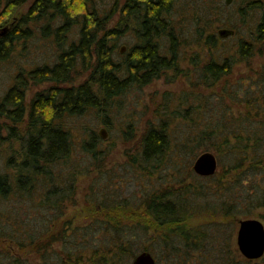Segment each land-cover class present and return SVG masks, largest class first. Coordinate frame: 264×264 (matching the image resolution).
Masks as SVG:
<instances>
[{"label": "trees", "instance_id": "1", "mask_svg": "<svg viewBox=\"0 0 264 264\" xmlns=\"http://www.w3.org/2000/svg\"><path fill=\"white\" fill-rule=\"evenodd\" d=\"M240 1L237 14L243 22L252 18L249 40L226 45L219 32L210 31L225 23L228 4L222 0H0V26L14 22L0 36V66L19 46L24 56L36 30L55 48L52 62L21 69L0 100V264H41L35 258H48L45 264H130L134 240L151 233L164 251L160 262L264 264V256L248 259L238 245L232 247V231L218 223L239 214L264 221V64L254 66L264 54V0ZM26 3L29 9L14 19ZM231 30L229 38L238 33ZM128 35L135 43L123 55L120 44ZM186 49L197 50L189 59L195 71L182 66ZM202 54L208 56L203 61ZM241 68L243 75L231 81ZM171 72L183 73L196 89L169 96L164 113L147 121L133 165L145 182L162 164L178 173L131 206L99 203V195L89 193L90 226L63 222L65 204L76 202L84 171L78 154L89 156L96 169L105 161L102 137L86 126H68L66 118L78 120L91 110L111 117L114 98ZM84 73L86 79L74 85ZM30 82L50 86L30 101L25 120ZM221 83L219 94L215 87ZM201 87L211 94L203 96ZM234 88L240 92L237 109L225 97ZM124 129L125 137L131 135V124ZM10 138L20 140L21 151L8 157L3 143ZM200 151H213L221 172L185 184V170ZM12 199L27 208L20 210ZM54 245L63 247L55 257ZM25 248L30 256L24 258Z\"/></svg>", "mask_w": 264, "mask_h": 264}, {"label": "rangeland", "instance_id": "2", "mask_svg": "<svg viewBox=\"0 0 264 264\" xmlns=\"http://www.w3.org/2000/svg\"><path fill=\"white\" fill-rule=\"evenodd\" d=\"M224 2H226V0H222L221 3ZM29 6V3L23 5L22 8L16 12L14 19H17L21 14L26 13V11L29 9ZM239 6H242L241 1L233 0L231 4H228L227 10H225L223 14V20L225 23L221 24L218 22L219 25H216L212 29H210V31L214 29V31H216L218 34L219 30L222 29L231 30L233 28H237L238 33L235 36L233 35V38H229L228 36L222 38V40H225V42L223 43L226 45L235 42L238 38H249L248 33L252 29L251 27L253 25L252 21L250 20L252 18L250 17V19H246L243 22V19H241L242 17L237 14ZM8 23L9 25L0 26V29H9L10 25H12L14 22L11 23V20H9ZM40 38L41 34L40 32H38V30H36V34L33 35V38H31V40L27 42L28 48L26 52L24 51L25 55L23 56L20 54V52L23 51L20 48H22L23 46H19V50L15 54H11L8 61H5L0 66V100L5 95V93L14 85L15 80L18 79V74L20 73L21 69L29 70L32 69L34 65L44 63L45 61L52 62V59L55 55V48L50 47V44L48 45L44 40ZM133 43H135V39L133 40L130 35L126 36L123 42L120 44V46L122 47L120 50V52H122L121 54L124 55L128 53L129 48L131 47V45H133ZM46 44L48 45V47ZM45 48L48 51H45ZM196 52L197 50L195 49L185 50L187 56L186 61L184 63L183 59L181 61V63H183L182 66L184 69L187 70L188 68H190V70L195 71L189 59H191V57H194L193 54H195ZM45 56H47V59H45ZM207 57L208 56L206 54H202L201 61L205 60ZM263 64L264 54L257 55L254 61V66L256 68H260L261 66H263ZM242 65L245 66V64ZM245 70V68H241L240 70L235 71L233 76H231V81H234L238 77H240V75H243ZM194 75L195 72L192 73V76ZM86 76L87 73H84L83 76L76 80L74 85L81 84L86 79ZM22 77L24 79V76ZM222 84L223 83L215 87V90H217L219 94L223 93ZM49 86L50 85L48 84L37 85L33 82H30L29 89L27 90V93L25 95V102L27 104V113L25 120H27L28 118L30 101L38 92L47 89ZM195 89L196 88L191 86L187 77H185L183 73L180 76H176L174 72H171L169 73V76L155 80L151 84L141 89L133 88L125 94L114 98L110 102L111 117H106L107 115L103 117V113L93 110L87 112L88 114H85L83 117L77 118L78 120H74L71 117H67L65 123H67L68 126L77 128H79V125L86 126L89 128V130L87 129L86 132H90V130L93 129L100 136L101 130L103 128L106 130V138L104 139L101 136L103 140V149L105 150V153H102L101 157H104L105 161L103 162L104 164L102 163L101 169H96L95 166L92 167L89 164V156L87 159V157H85V153L78 154L79 159L77 160V166L80 167L79 171H81L82 167L84 171H82L78 177L79 191L76 193V202L74 204H72L70 201L66 202L65 205L67 207V210L65 213H63L64 219L62 221L69 222V224L71 223L73 226H80L82 229H86L90 226L89 224H91V222L88 221V215L90 213L87 212V202L85 203V198L89 193H96L97 195H99V203L104 202L106 203V205H110L112 203L129 202L128 205L131 206L132 203H136L138 199L142 197L144 191L150 190L151 192H157L160 188L163 189L162 186H165L166 182L170 180L168 179L169 177H171L174 173H178L177 170H174L173 167L170 165L163 166L162 164V167L160 166L159 168H156V170L153 169V171L155 172L153 179L150 181L147 180L145 182L140 178L139 170H141V168L133 165V156L136 155L137 148H139L140 146L141 134L145 129L147 121L155 120L157 119L156 116L159 117V115L164 113V110L167 106V98L169 96H175L176 98H179L184 94L193 92ZM200 89V93H203V96H209L212 92L211 89H207L204 87H201ZM237 92L240 93L238 90H236V88H234L230 91L229 94L225 95V97L228 98L227 103H234L233 105L235 106V108L237 103ZM173 100L176 99L173 98ZM105 117L109 120V125L107 126L103 124V119ZM75 121L77 125H74ZM6 124L13 125V123H11L10 121H8ZM129 124H131L133 129L131 130V135L129 134L125 137L124 128H126ZM22 125L25 126L26 122H24ZM15 126L17 127V130L20 131L19 133L23 132L22 126ZM7 134L8 133L6 131L3 132L4 137L7 136V138H9ZM3 146L5 152L9 153L8 157L11 155V153L16 154L20 153L21 151L20 140L16 141L13 140V138L6 139V143H3ZM76 150L78 151L79 149L74 147L73 154H75ZM211 153L214 154L213 151H211ZM201 154H203V152L200 151L199 154L193 159L190 169L187 172L183 167V169L185 170V174L188 173V176L185 180V184L190 183L191 181H197L196 179L199 174L195 172L193 166L196 159ZM214 155L216 156L218 161V168L216 173H220L221 166L219 164L217 155ZM73 157L76 158V156L74 155ZM182 161H180V165L183 164ZM1 164L2 162L0 161V165ZM163 179H166L165 184L163 183V185L160 186L159 182ZM11 202L13 205L17 204V207L20 208V210L27 208L24 207L22 209V205L24 204L25 206V202H21L19 204L14 199H12ZM21 214L23 216L26 215L22 211ZM250 218L259 219L264 224V221L255 215L251 217H245L244 215L239 214L236 216L232 215L230 218L227 219L218 218V223L223 224L222 228L228 233H231V231L233 233L231 239L232 247L235 246V248H237L239 221L242 219ZM206 221L208 220L206 219ZM224 235L227 236V234ZM229 235L230 234H228V237ZM155 237L156 236L151 233L149 238L142 236L141 238L137 237V239L134 240V248H136V251L134 257L130 260V264H133L135 257L144 251L150 252L153 255L156 260L155 264H169L166 260L164 262H160L161 258H165V255H162L164 251H161L160 248L157 247L156 241L154 239ZM62 248V246L54 245L50 253H53V256L55 257V255L59 253V250L62 251ZM21 252L23 253L22 256L24 258L29 254L26 248L23 249V251ZM29 256L30 255H28L27 257ZM30 259L32 261L34 260L33 258ZM47 259L48 258H46L45 260L47 261ZM35 260H37L41 264L46 263L45 260L43 261L40 258H35ZM186 264L200 263L198 260H196V258H192L190 262Z\"/></svg>", "mask_w": 264, "mask_h": 264}, {"label": "water", "instance_id": "3", "mask_svg": "<svg viewBox=\"0 0 264 264\" xmlns=\"http://www.w3.org/2000/svg\"><path fill=\"white\" fill-rule=\"evenodd\" d=\"M233 0H226L231 4ZM7 32V28L0 29V36ZM220 35L225 37L233 34V30L222 29ZM101 136L106 138V130L103 128ZM218 161L211 152L201 154L195 161L193 169L201 176H211L216 173ZM237 245L240 252L248 259H260L264 256V224L259 219H242L239 221ZM156 260L150 252L144 251L137 255L133 264H155Z\"/></svg>", "mask_w": 264, "mask_h": 264}]
</instances>
